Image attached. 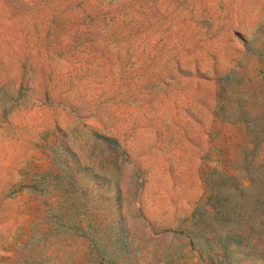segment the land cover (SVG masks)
I'll list each match as a JSON object with an SVG mask.
<instances>
[{
	"label": "rangeland",
	"instance_id": "obj_1",
	"mask_svg": "<svg viewBox=\"0 0 264 264\" xmlns=\"http://www.w3.org/2000/svg\"><path fill=\"white\" fill-rule=\"evenodd\" d=\"M0 264H264V0H0Z\"/></svg>",
	"mask_w": 264,
	"mask_h": 264
}]
</instances>
